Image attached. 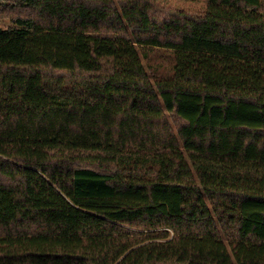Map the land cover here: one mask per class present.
I'll return each mask as SVG.
<instances>
[{"label": "trees", "instance_id": "trees-1", "mask_svg": "<svg viewBox=\"0 0 264 264\" xmlns=\"http://www.w3.org/2000/svg\"><path fill=\"white\" fill-rule=\"evenodd\" d=\"M172 1L0 0V264H264V0Z\"/></svg>", "mask_w": 264, "mask_h": 264}, {"label": "rangeland", "instance_id": "rangeland-1", "mask_svg": "<svg viewBox=\"0 0 264 264\" xmlns=\"http://www.w3.org/2000/svg\"><path fill=\"white\" fill-rule=\"evenodd\" d=\"M173 5H176V7H183V8H190L193 10H201L204 8L205 4L203 2H186V1H178V0H173L172 1ZM11 26V23L7 20H2L0 21V27L2 28H8ZM169 57L166 56L163 52L159 51L152 57L148 63L147 66H161V67H168L170 62H169ZM144 63H146L144 61Z\"/></svg>", "mask_w": 264, "mask_h": 264}]
</instances>
